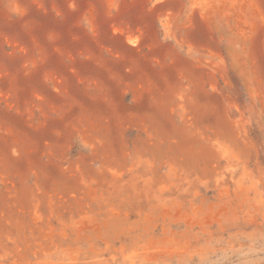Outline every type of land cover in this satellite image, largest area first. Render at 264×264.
<instances>
[{
	"label": "rangeland",
	"instance_id": "obj_1",
	"mask_svg": "<svg viewBox=\"0 0 264 264\" xmlns=\"http://www.w3.org/2000/svg\"><path fill=\"white\" fill-rule=\"evenodd\" d=\"M0 264H264V0H0Z\"/></svg>",
	"mask_w": 264,
	"mask_h": 264
}]
</instances>
